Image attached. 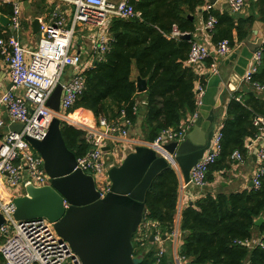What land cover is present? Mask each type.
<instances>
[{
  "label": "trees",
  "instance_id": "trees-1",
  "mask_svg": "<svg viewBox=\"0 0 264 264\" xmlns=\"http://www.w3.org/2000/svg\"><path fill=\"white\" fill-rule=\"evenodd\" d=\"M204 3L205 0H135L132 4L140 17L137 21H112L110 48L102 61H96L85 71V89L67 114L88 122L91 117L87 112H77L83 109L90 111L96 121L102 118L109 125L127 129L138 126L141 140L149 143L164 129L180 128L197 112V88H202L205 82L200 80L197 86L199 77L193 66L187 64L191 40L172 37L171 32L175 26L179 32L191 35L195 31L193 18ZM255 7L259 20L264 22V0H257ZM10 13V7L0 3V14ZM209 16L216 20L210 30L213 44L227 40L231 48L251 34L255 20L252 15L234 18L211 10L202 14L205 22ZM258 50L260 62L251 81L264 87V44ZM133 71L146 83V91L140 94L144 114L139 124V94ZM257 117H264V99L252 90L233 93L221 123L220 153L209 167L206 181L210 172L229 161L234 152L246 153L247 143L257 136L253 125ZM68 120L75 125L86 124L70 117ZM60 132L66 148L76 158L91 150L81 129L61 122ZM3 136L0 134V140ZM178 188L175 171L172 168L161 171L146 192V214L140 226L150 222L155 225L150 233L170 234ZM259 217H264V175L259 186L248 191L205 194L181 211L178 255L185 259V264H264V247L249 250L241 244L251 238L254 230L259 235L264 232V222L259 228L253 226ZM136 234L137 231L132 237L133 257L141 256L138 264H156L157 250L147 248L148 238L137 242ZM167 263L163 257L159 264Z\"/></svg>",
  "mask_w": 264,
  "mask_h": 264
},
{
  "label": "built area",
  "instance_id": "built-area-1",
  "mask_svg": "<svg viewBox=\"0 0 264 264\" xmlns=\"http://www.w3.org/2000/svg\"><path fill=\"white\" fill-rule=\"evenodd\" d=\"M57 5L48 17L46 23L40 26V37L34 51H26L20 44L18 31L20 29L21 0H0L1 4L8 5L11 9L9 24L13 35L0 38V54L5 58L8 66L11 87L8 91L0 92V130L6 129L0 143V215L4 222L0 225V262L1 264H81L79 258L72 252L70 246L57 235L54 223L44 218L16 221L13 217L15 207L12 199L1 197L3 188L17 190L24 182L29 181L35 187L48 185L49 177L43 169V162L26 137L41 141L45 135L51 119L58 116L66 121L75 101L85 89L84 73L96 61H102L105 53L110 48L112 35L109 26L114 20H132L139 18L140 13L133 7L135 0H51ZM230 11L239 14L243 11L246 0H226ZM63 8V10H62ZM211 5H206L205 11L209 12ZM70 15L67 25L65 15ZM215 18L209 16L204 29L210 31L215 24ZM87 28V29H86ZM91 31L87 38L76 34L77 30ZM188 33L179 32L175 26L171 36L180 37ZM87 41V53L91 56L85 60L75 50L78 49L79 39ZM78 40V41H77ZM227 40L220 41L215 48L217 57H227L231 53ZM29 55L28 61L25 54ZM208 49L199 43L190 45L187 64H197L209 58ZM260 62V51L256 50L248 63L241 82L250 84L256 92L264 91V87L252 83V75ZM212 73H217L214 63L211 65ZM61 86L59 112L54 113L47 102L56 88ZM22 90V95L15 92ZM202 88L198 87V106ZM238 100V99H236ZM6 114L9 123L4 120ZM197 117V112L192 115ZM70 125L73 123L66 122ZM10 124H21L20 132L9 130ZM98 127L103 130L97 132L87 131L86 141L92 146L85 155L76 158L75 169L93 178L95 189L100 197L108 191L110 181L107 175L108 165L105 155L112 158L118 153L105 150L108 139L118 135L127 136V128L119 125H109L105 119L97 120ZM257 128L256 138L264 139V117L253 120ZM221 126L214 127V133L208 149L191 168L189 173L190 187L203 189L206 184V174L213 165L221 149ZM186 128H167L162 130L153 142L140 141V145L151 147L157 155L162 156L175 171L176 166L171 157L165 152L164 145L171 142H180L186 135ZM231 159L242 161V155L234 152ZM258 165L252 178L253 187L259 186V179L264 175V148L256 154ZM112 160V159H110ZM187 187L181 180L180 190ZM154 224L147 222L139 226L135 240L142 242L149 238V230ZM143 230V232H142ZM155 244L161 243V235L156 232ZM249 247L251 241L241 243ZM255 246L264 247V232L259 235ZM156 264L164 257V250L157 246ZM176 264H185V259L177 256Z\"/></svg>",
  "mask_w": 264,
  "mask_h": 264
},
{
  "label": "water",
  "instance_id": "water-1",
  "mask_svg": "<svg viewBox=\"0 0 264 264\" xmlns=\"http://www.w3.org/2000/svg\"><path fill=\"white\" fill-rule=\"evenodd\" d=\"M209 1L213 3V0ZM8 24V17L0 14V26L7 27ZM39 28L40 23L35 19L33 29L37 32ZM179 38L189 41L191 36L185 34ZM262 42V38L251 42L247 36L234 52L238 54L243 48L252 56L261 48ZM241 76L235 69L223 84L224 88L232 93ZM223 85L219 86L213 97L205 95L197 108V117L201 118L202 112L207 113V128L201 129L197 122L182 141L171 142L163 147L187 187H190L191 168L210 145L217 116L215 111L219 106L218 97ZM136 87L138 94L144 93L145 81L137 77ZM60 95L61 86L57 85L47 102V106L56 114L59 112ZM61 122V118L54 116L41 141L25 138L40 156L49 182L42 187L25 182L24 194L12 199L14 219L25 221L44 218L54 223L57 235L68 243L81 264H138L141 256L134 258L132 255V237L146 214L145 195L152 180L164 169L171 168V165L151 147L137 145L118 166H111L107 170L109 191L100 197L93 178L75 169L76 157L64 144L60 132ZM21 128V124L9 125L12 132L18 133ZM3 222L0 215V225ZM263 222L264 219L259 217L253 226L259 228ZM162 239L165 237L162 236ZM148 241L154 242L153 234L149 235Z\"/></svg>",
  "mask_w": 264,
  "mask_h": 264
},
{
  "label": "crops",
  "instance_id": "crops-1",
  "mask_svg": "<svg viewBox=\"0 0 264 264\" xmlns=\"http://www.w3.org/2000/svg\"><path fill=\"white\" fill-rule=\"evenodd\" d=\"M257 0H246L244 9L239 14H234L230 11L227 1L226 0H213V3H211L209 0H205L204 5L199 9V12L196 13L195 17L193 18V24L195 31L190 35L191 43L196 42L199 44L204 45L209 53V58L203 60L200 63L194 64L193 68L199 77L198 85L200 84V80H204L205 84L202 86V93L200 94V100L204 98L205 95H208L209 97H213L219 88L220 85H225V83L229 80L230 75L232 72L236 69L240 74L244 75L248 67V63L250 60V53L246 49H241L240 53L235 54V49L240 44H236L232 50L231 53L227 57H217L214 53L216 45L213 44L211 39L210 31H207L204 29L205 21L203 20L202 14L205 11L206 5H211V11L216 12L219 14L227 13L230 16H233L234 18H243L249 15H252L255 17V20L251 27V34L248 36L249 41L255 42L258 38L263 39L264 44V22L260 21L257 12H256V4ZM57 3L51 1V0H21V17H20V29L18 31V38L20 41V44L22 47L28 51L32 52L36 49L38 40L40 37V28L36 32V29L34 31L33 29V22L35 19H37L40 23V26L46 23L48 20V17L52 13L53 9ZM8 6V5H7ZM9 7V6H8ZM63 10V8H62ZM3 15V14H1ZM6 17H10L9 15H4ZM70 20V15H65V21L67 22V25ZM10 23V22H9ZM22 30V33L20 34ZM91 31L86 30L85 32V38L89 37L91 35ZM14 33L11 30L10 24L7 25V27L0 26V38H6ZM87 41L84 39H80L78 44V49L75 50L76 52L80 53L82 57L85 60L90 59L89 53H87ZM29 55L28 53L25 54V60L28 61ZM214 63L217 68V73H212L211 65ZM244 73V74H243ZM132 77L136 78V73L133 71ZM242 78V76H241ZM10 77H9V71L8 66L5 61V58L0 54V92L8 91L10 88ZM223 85V89L221 90L218 101L219 106L216 109V121L214 123L213 127H216L219 123H222V121L225 118V110L226 105L229 101V99L232 97L233 93L235 92H241L246 93L250 90L254 91L250 84L243 83V81L238 83V85L235 87L234 91L232 93H229ZM201 86V85H200ZM258 95L264 99V91L262 92H256ZM17 95H22V90H18L15 92ZM141 94V93H140ZM137 96V103L139 104L138 108V124L140 123V119L142 118L144 114V101L143 96L140 95ZM79 111H85L89 114L91 119L86 122L80 118H73L71 117V114H69L68 117L72 119H78L83 121L86 124H79V125H70L77 129H81L82 131L87 133V131L90 132H97L99 130H103L102 128L98 127L97 121L95 120L93 114L88 110L80 109ZM198 115V110H197ZM199 119L188 117L187 120H185L181 127L186 128L188 126V129L186 131V134L189 133L194 125L198 122L199 127L201 129L207 128V122H206V112H202ZM3 117L5 122L8 124L9 120L5 113H3ZM63 122H68L67 120ZM138 126L133 128L127 129V136L122 137L118 135V137L114 139H108L105 143V150L112 152L113 150H116V147H121V152L117 153L115 155V158H112L109 154L105 155L107 159V165L108 169L111 166H118L123 158L130 153L135 146L140 145V135L137 132ZM7 132L6 129H1L0 134L3 135ZM86 138V135H85ZM2 140H0L1 143ZM143 141V140H142ZM264 148V139L261 138H254L250 140L247 143V149L246 153L242 155V161H237L229 158V161L225 163H221L218 166L220 168L214 169L210 172V179L207 181L206 186L199 190L194 187H186L183 190H180V184H181V176L179 174L178 170H175V173L178 177L179 181V188H178V196H177V204H176V213L174 217L173 222V228L170 234L167 235H161V243L157 244L156 246H160L164 250V257L166 260H168L169 263L176 264V257L179 256V248L181 245V231H180V217H181V211L185 209L186 207L193 205L195 201L200 199L205 194H211L216 195L218 193L223 194H229V193H236V192H243L248 191L249 189L253 188L250 185L252 184V178L255 173L256 167L258 165V161L256 159L257 152ZM112 159V160H110ZM25 184V182H24ZM24 184L21 188L17 190H12L9 188H3L1 197L3 199L9 200L13 199L15 197L22 196L24 194ZM253 185V184H252ZM264 219V217H262ZM162 236L165 237V239H162ZM259 238V233L257 230H254L252 233L251 238L249 241H251L250 246L248 247L249 250L255 247V244ZM146 246V245H145ZM151 246V245H150ZM148 247V246H147Z\"/></svg>",
  "mask_w": 264,
  "mask_h": 264
},
{
  "label": "rangeland",
  "instance_id": "rangeland-1",
  "mask_svg": "<svg viewBox=\"0 0 264 264\" xmlns=\"http://www.w3.org/2000/svg\"><path fill=\"white\" fill-rule=\"evenodd\" d=\"M86 29H87V28H86ZM85 32H86V30L80 31V29H79V30H77L76 34L79 35L80 33H82L81 36H85V35H84ZM21 33H22V30H21L20 34H21ZM82 39H84V38H82ZM79 40H80V39H79ZM77 41H78V40H77ZM66 120H67L69 123H71L68 119H66ZM73 125L75 126V124H73ZM116 150L118 151V153H120V152H121V147L117 146V147H116ZM150 245H151V246H148L147 248H149V249H151V248L156 249V248H157L155 242L150 243ZM146 246H147V245H146ZM0 264H1V262H0Z\"/></svg>",
  "mask_w": 264,
  "mask_h": 264
}]
</instances>
